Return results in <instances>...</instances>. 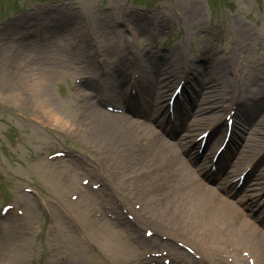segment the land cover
<instances>
[{
	"label": "rangeland",
	"instance_id": "374dc122",
	"mask_svg": "<svg viewBox=\"0 0 264 264\" xmlns=\"http://www.w3.org/2000/svg\"><path fill=\"white\" fill-rule=\"evenodd\" d=\"M71 1L73 0H0V19L6 16L0 23H5L9 16H13L20 21L15 23L22 26L23 31H33L40 27V31L46 37L51 34L53 36H59L61 38L60 40H51L57 41L63 46V49H68L67 38L63 36V34H58L54 26L49 27L47 25H50L49 21H52V24H56L58 21L65 22L71 19H73L72 21H74L75 24L76 17L72 18L71 12L69 14L64 13L70 11L69 8L72 5ZM129 1L135 6L147 8L161 4L163 0ZM205 1L207 4L211 2V0L210 2L207 0ZM74 3L77 4V7L80 5L78 17H80V23L85 26V30L89 32L92 31L95 34H102V36L108 33L106 31L111 30L109 26L107 27L108 22H103L104 15L97 13L96 17H93L94 14L89 13H93L96 9L100 11L98 9L107 7L110 8V14L114 16L110 15L106 17L109 22L115 20L121 21V18L124 20L125 17H127L128 22L126 23L135 27L136 25L134 22L138 23L137 19H142L144 22L143 25L148 29L141 33L139 38L144 39L146 32H148L151 27H157L161 28L159 33L163 41L172 42L175 38L177 39L175 41L176 43L182 46H189V48L194 51H199V47L205 43V41L198 38L200 35H204L213 43L215 48L220 47V44L228 42L226 37L222 35L223 29L227 26L226 23H229L228 20L225 21L228 16H234L233 20L235 21L234 25L230 26V31L232 32L230 33L231 37H233L234 33L233 27H236V24H242L244 26V40L254 43L257 40L263 39L262 43H264V0H212L211 5L213 7V12L208 11L206 6L201 2L202 11L199 15L196 14L197 11L193 9L192 6L188 7L187 2L183 0H172L170 3L156 8L155 14L157 17H152L151 19L148 18L149 15H151L150 13L144 15V12L141 13L140 9L137 8H134V12H129V10L133 8L125 6L127 4L125 0H74ZM20 8H24V10L19 11ZM164 13L167 18L162 16L164 20H158L160 15ZM196 21L207 26L206 32H200L194 27ZM208 23H217L218 26L210 28L208 27ZM16 24L13 25V30H22V28ZM107 46L108 43L104 44V48H107ZM0 47H2L1 44ZM260 49L262 48H258V50ZM38 50L40 51V49ZM224 51L225 50L221 48L219 51L220 56L226 55ZM261 51L262 50H260V53ZM37 52L32 50L18 55L9 67L6 66V78H0V204L12 200L14 201L19 197L22 198L25 194L19 192L20 185H32L35 187L36 191V195H28L29 199H27L26 203L27 209L24 207L27 214L35 218V223L32 225L29 224L31 230L22 229L23 224L17 221L4 222L0 228V264H9L13 261H16L13 264H24L29 258L37 256L40 252L50 247L49 241L45 238L43 233V227L46 223H44V216L40 211L41 207L44 211H49L57 215L62 214L64 211L68 212L67 210L72 211L76 215L82 214L84 211L80 200L76 201L74 211L71 210L67 204V195L74 187L73 184L69 185V182H67L69 179V175L66 172V170L69 169L68 165L64 167V162L48 161L45 159L44 155L35 156L34 153L37 149H45V151L52 150L54 146L60 144L63 137L62 134L64 133L65 138L68 139L67 142L75 144L76 147L84 145V148L93 157V162L87 165L93 166L95 163H101L110 168L111 172H114L115 175L118 169L122 172L118 178L116 176L117 181L114 183L116 190L118 185L123 186V184H127L122 180L125 176L123 171L124 168L131 169L129 175L133 173L138 174V171L135 170L137 166L131 162L136 161L137 157L133 156L131 157L132 159L125 157V160L118 161V154L114 151L115 138H117L120 143H124L128 146L125 137L122 136L125 134L124 128L104 124L101 129H98L95 127V123L89 118L88 112H85V114L88 115H86L87 117H81L71 113L68 114L75 91L70 86V80L65 79V75H61V78H59L53 72L57 73L60 66H63L65 69L69 67L67 61L69 54L60 53V55H57L64 63L62 65H57V61L48 60L44 58V55H34ZM202 55H206V53ZM34 56L36 60L32 59ZM37 57H39V59H37ZM226 60L232 61V65H230L229 68L235 67L239 62L243 64L246 63V60L237 61L234 56ZM20 64L25 67V74L24 70L19 67ZM200 65L202 64L200 63ZM43 74L44 78L42 80ZM22 78H32L34 81L26 84ZM19 79L26 84L23 88L26 92H29L35 87V81L37 80L42 88L38 92L35 90L34 94H32V91L28 94L19 93L18 96L20 94L23 96L14 99V94L11 96L14 89L13 83H16ZM14 92L17 93V91ZM44 102L47 103L46 106L48 108L41 106ZM76 107L78 106L76 105ZM50 114L57 115L59 119L57 120L51 117ZM106 116L109 118L108 122L112 119L131 120V118L125 116H122V118L113 115ZM67 117H71V122L73 124L74 121H76V126H78V128H76L78 130L77 133H81L79 137L82 141L79 140L77 135H74L75 133L68 131L69 124H66V122L69 123L70 121H66ZM28 118L38 120L41 125ZM57 124L61 129L55 128ZM120 126L122 127V124ZM54 129H56L55 134H53ZM83 129H86L85 132ZM95 129H98L99 132H95ZM68 132L70 134H68ZM88 132H93L94 136H91ZM14 135H21V140L16 146H11L10 142ZM72 135H74V137H72ZM79 143L83 145H79ZM105 156H108V160L102 159ZM147 159L149 158L145 157L143 163ZM87 165L85 163V165L80 164L79 166H75V174L80 173L82 169L86 171L91 170V168H89L90 166ZM56 172H60V175H55ZM132 192L133 188L124 190L122 195L123 199H125L124 196ZM51 199L54 200L53 204L49 202ZM137 200H139L138 197ZM157 208L164 212L167 211L163 209L161 205ZM159 209L158 212L161 217L155 216L162 221L167 229L174 230L179 228L177 226L178 224L183 226L179 221L168 224L170 221L169 218H162L164 214ZM159 226H161L160 222ZM199 228L201 227H197L196 230ZM200 231L207 232L211 237L219 234L205 229ZM92 233L94 232L89 229L86 230L87 235ZM74 237L77 239L79 237L78 233L75 232ZM27 242L31 243L29 247V256L27 252L21 250L23 249L22 244H27ZM94 242V239L90 238L88 240V245L92 243L95 247L98 246ZM53 243L58 246L63 245L62 247L66 248L65 251L69 252L74 260L81 259L87 261L88 259L85 249H80L82 246H80L77 241L72 243L65 239L57 238L54 239ZM90 246L91 245H89V247ZM86 249L88 250V248ZM98 250L101 251V259V254L106 253V250L102 245L98 246ZM20 251L24 252V255H22ZM59 252L63 251L59 250ZM53 256H57L56 252L53 253ZM35 259L37 260L38 258L36 257ZM116 260V258H108L107 264L115 263Z\"/></svg>",
	"mask_w": 264,
	"mask_h": 264
},
{
	"label": "bare ground",
	"instance_id": "6f19581e",
	"mask_svg": "<svg viewBox=\"0 0 264 264\" xmlns=\"http://www.w3.org/2000/svg\"><path fill=\"white\" fill-rule=\"evenodd\" d=\"M68 34L76 41H81L82 39L88 48L95 47L92 45L93 43L91 40L82 38L80 35H75L73 32H68ZM74 60L82 61L77 56ZM120 63H122L121 60L112 61L109 64L106 63V69L95 76V78H99L100 75H110L113 76V79L119 78V76L122 75L121 72L118 69L113 70V67ZM160 65L167 66L166 64ZM78 67L85 70L84 73H88V77H92L89 76L92 74L90 67L85 65H78ZM141 67L144 70V76L145 72L151 74L142 77L139 85H136V83L131 80L125 81L122 79L123 76H121L120 84L118 86L115 84V87L117 86L116 90L107 87L108 90L113 92L117 91L116 93L124 89V95L125 88L129 89L133 87L135 89L137 100H133L131 102L133 104L129 105L127 108L128 111H132L131 113L138 117L135 121L112 119L108 122L109 118L96 108H88L89 118L95 123V127L98 129H101L104 124L124 128L125 134L122 136L125 137L129 149L132 151L135 149V152H137L134 156H139L143 159L144 157L149 158L145 161V175L147 178L144 184H146L148 180L150 183H154L152 186H154L153 189H155L156 192L152 194L151 198L148 197V199H145L148 204H151V206L159 203L163 205L170 213V216L181 222L183 227L191 233H195L196 228L201 227L198 230L205 229L210 232L221 233V238L224 243L228 242L225 241L226 238L236 239L240 245L249 246L250 250L254 252L256 258L254 264H264V252L260 253L264 249V232H257L256 227L250 221H247L244 217L241 218V210L239 207L240 204H246L244 201L236 202L229 200L227 199L228 196L224 195L220 190L235 187L239 182V177L236 182L230 179L231 176L234 175L233 168L241 163L246 164V161L253 159L254 156L264 148L262 146L264 145V139L259 140L260 138L257 137L258 134L264 135V88L261 89V93H259V89H255V92L258 93L257 96L254 97L255 100L253 102L255 104L244 103L242 90L229 87L228 85L222 87L221 84H216L222 83V81H219L222 74L211 63L208 64L207 70L209 72V78L207 82L214 81V86L210 89L199 88L200 90L191 91L188 97L189 99L187 98L190 105L183 107V115L178 116L176 118L177 121H168L171 129L168 130L167 135L171 138L177 136L178 127L180 125L185 127L186 133L181 137L182 139L170 140L157 133L153 125H161L155 118L160 111L166 110V105L163 102L172 85V78L167 74L160 76L158 72H154L152 68H146L144 65H141ZM1 68L2 65H0V70ZM259 84L264 85L263 82H259ZM25 85L26 84L22 81L14 83L15 87L11 96L14 94L13 97L16 99L23 96L22 94L18 96L19 93L28 94V92L23 89ZM111 86H113L112 83ZM96 87H98V85H96ZM14 91H17V93ZM236 96L242 98L241 102L243 104L240 106V115L243 120L241 121V132L244 133L246 129H249V132L247 135H243L244 142L242 147L239 149L235 148V160L230 158L228 162L225 161L218 164L216 166L217 172L211 171L206 165L198 166L197 168L191 166L194 163L195 157L188 155L185 144L194 148L197 141L193 133L190 132L197 129V127L206 125L209 129V139L212 140L214 138V132L219 133L218 136L221 135L222 125L218 121L220 117L219 115H214L213 112H218L220 108H227V106L235 105L237 103L235 99ZM227 101L230 102L227 103ZM99 102L102 101L99 100ZM215 104L217 105L214 106ZM87 106V104H84L83 108L87 109ZM50 116L57 120L59 119L57 115L50 114ZM188 116L189 119H187ZM68 120L71 121V117H67L66 121ZM66 124H68V122H66ZM121 124L122 127L120 126ZM72 126L73 123L70 122V127ZM114 144L119 146L123 143H120V141L115 138ZM207 149L204 153L208 152ZM262 158H264V156ZM261 160L257 161L258 164L262 163L260 171L256 172L257 166H255V168L252 169L253 177L251 178L255 183L260 185L262 184L261 179L264 175V161L260 162ZM208 171L211 172V174H209ZM197 175L201 178H197ZM215 179H217V183L213 185V188L206 183ZM187 181L192 183L188 185ZM148 185L149 183L144 185L145 190L148 188ZM240 188L246 191L249 189V186L243 181L237 189ZM256 191L259 193L251 194L250 197L258 198L259 195L261 196L263 194L262 187L257 188ZM145 194L149 196L151 193L145 192ZM240 200H246V202L252 204L255 203V201L249 198L245 193H243V197H241ZM262 213H264V209H262ZM227 215L228 219L225 221V228H218V221L222 223L221 219ZM102 226L103 230L108 234L122 232L121 229L116 228L108 219L102 220ZM188 231L183 230V233ZM100 241L103 243L107 242L108 239L101 238ZM114 241L115 240H110L109 245L106 247L109 252H112L117 247L114 246ZM236 257L239 259L238 254ZM178 264H197V262L193 257L192 259L182 257ZM238 264H245V258L242 257L238 261Z\"/></svg>",
	"mask_w": 264,
	"mask_h": 264
},
{
	"label": "snow or ice",
	"instance_id": "6c2138e0",
	"mask_svg": "<svg viewBox=\"0 0 264 264\" xmlns=\"http://www.w3.org/2000/svg\"><path fill=\"white\" fill-rule=\"evenodd\" d=\"M85 183H87V181H85ZM96 185H94V187H95ZM129 219H131V218H129ZM146 235H148V236H151L152 234L149 232V233H146Z\"/></svg>",
	"mask_w": 264,
	"mask_h": 264
}]
</instances>
